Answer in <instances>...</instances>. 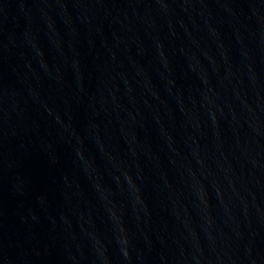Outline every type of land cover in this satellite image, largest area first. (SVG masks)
I'll return each instance as SVG.
<instances>
[{"label": "water", "instance_id": "obj_1", "mask_svg": "<svg viewBox=\"0 0 264 264\" xmlns=\"http://www.w3.org/2000/svg\"><path fill=\"white\" fill-rule=\"evenodd\" d=\"M0 264H264V0H0Z\"/></svg>", "mask_w": 264, "mask_h": 264}]
</instances>
